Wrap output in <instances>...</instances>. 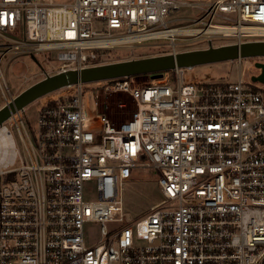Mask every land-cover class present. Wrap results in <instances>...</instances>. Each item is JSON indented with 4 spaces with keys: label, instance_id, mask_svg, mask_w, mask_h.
<instances>
[{
    "label": "built area",
    "instance_id": "2783aa9c",
    "mask_svg": "<svg viewBox=\"0 0 264 264\" xmlns=\"http://www.w3.org/2000/svg\"><path fill=\"white\" fill-rule=\"evenodd\" d=\"M157 40L174 54L264 42V0H0V102L17 97L5 73L19 56L56 52L60 72ZM252 76L187 81L177 68L65 87L12 113L0 264H264V84ZM120 94L130 111L115 122ZM149 170L161 199L130 222L124 186Z\"/></svg>",
    "mask_w": 264,
    "mask_h": 264
},
{
    "label": "rangeland",
    "instance_id": "374dc122",
    "mask_svg": "<svg viewBox=\"0 0 264 264\" xmlns=\"http://www.w3.org/2000/svg\"><path fill=\"white\" fill-rule=\"evenodd\" d=\"M56 3H67L72 0H55ZM190 13L189 9H182L176 14L177 17H183ZM182 23V22H181ZM178 23V24H181ZM99 27H102L98 25ZM163 40L148 41L137 48H120L109 51L101 56L99 64L117 62L122 60L137 59L149 56L169 54L170 49ZM203 44H192L189 50H196ZM164 46V47H160ZM186 50V51H189ZM184 52V51H183ZM56 52L48 51L35 56L25 55L19 56L9 65L5 75L8 84L11 87L12 93L18 96L23 91L41 81L46 74H55L58 72V63L56 62ZM264 58H245L234 61H223L211 64L197 65L190 69H184V79L187 81L202 80V81H219L236 83L239 80L241 71L247 75H258L260 70L255 67L257 60ZM172 74V73H171ZM173 75V74H172ZM159 76L142 75L132 77L131 81L134 85H142L150 82ZM62 92V89L53 92L51 95L56 96ZM128 96L118 95L113 98L112 109L109 114L115 122H120L129 114V105L126 109H118L117 101H125L129 103ZM3 102H0V107ZM4 106V104H3ZM29 112L33 111L35 106L30 105ZM33 121V119L31 120ZM32 124V122H30ZM29 125V124H28ZM18 140L16 132H14ZM124 206L126 217L130 222H134L142 215L146 214L150 208L161 199L160 187L158 184V175L154 171L139 172L134 180L127 183L123 189ZM101 234L100 226L97 223H89L85 227V239L88 242L98 240Z\"/></svg>",
    "mask_w": 264,
    "mask_h": 264
},
{
    "label": "water",
    "instance_id": "95a60500",
    "mask_svg": "<svg viewBox=\"0 0 264 264\" xmlns=\"http://www.w3.org/2000/svg\"><path fill=\"white\" fill-rule=\"evenodd\" d=\"M255 57H264V42L209 47L46 74L44 79L23 91L13 102L0 108V125L15 111L21 110L36 100L65 87L142 75L161 76L163 72L177 68L190 69L197 65ZM255 67L260 70V73L253 75L252 81L264 84V62H256Z\"/></svg>",
    "mask_w": 264,
    "mask_h": 264
}]
</instances>
